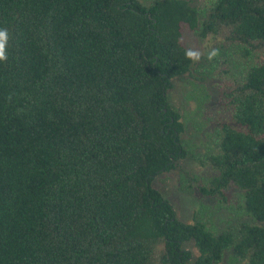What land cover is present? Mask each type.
<instances>
[{
  "label": "trees",
  "instance_id": "1",
  "mask_svg": "<svg viewBox=\"0 0 264 264\" xmlns=\"http://www.w3.org/2000/svg\"><path fill=\"white\" fill-rule=\"evenodd\" d=\"M199 5L0 0V264H264V0ZM183 28L262 57L219 88L229 116L200 161L202 194L239 193L255 221L235 233L180 220L153 185L186 156L168 100L195 63Z\"/></svg>",
  "mask_w": 264,
  "mask_h": 264
},
{
  "label": "rangeland",
  "instance_id": "2",
  "mask_svg": "<svg viewBox=\"0 0 264 264\" xmlns=\"http://www.w3.org/2000/svg\"><path fill=\"white\" fill-rule=\"evenodd\" d=\"M204 4H208V0H200V10ZM198 33V29L183 28L182 44L199 51L201 59L193 64L189 75L174 79L168 92L169 103L179 112L184 126L181 141L186 156L170 172L158 176L153 185L173 206L180 220L187 223L199 220L215 235L235 233L241 223L255 224V221L242 209L239 193L231 192L226 200L202 194L199 188L208 186L212 172L201 166L200 161L215 151L217 123L229 116L219 88L226 81L242 80L246 66L262 57L252 53L246 64L234 55L242 47L231 43H209L199 38ZM213 49H218L219 54L209 60L208 54ZM222 70L226 72L220 74ZM184 249L196 254L191 243L184 244ZM223 262L241 264L232 256L231 249L223 253Z\"/></svg>",
  "mask_w": 264,
  "mask_h": 264
},
{
  "label": "clouds",
  "instance_id": "3",
  "mask_svg": "<svg viewBox=\"0 0 264 264\" xmlns=\"http://www.w3.org/2000/svg\"><path fill=\"white\" fill-rule=\"evenodd\" d=\"M9 42V33L7 29H0V62H6L8 59L7 55V45ZM219 54L218 49H213L208 54V59L212 60L215 57H217ZM185 57L186 59L194 62H198L201 59V53L194 49H187L185 51Z\"/></svg>",
  "mask_w": 264,
  "mask_h": 264
}]
</instances>
